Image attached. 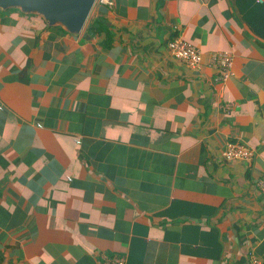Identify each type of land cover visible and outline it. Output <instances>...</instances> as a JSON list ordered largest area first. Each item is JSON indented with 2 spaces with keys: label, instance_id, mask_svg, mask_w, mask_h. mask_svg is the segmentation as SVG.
Wrapping results in <instances>:
<instances>
[{
  "label": "crops",
  "instance_id": "1",
  "mask_svg": "<svg viewBox=\"0 0 264 264\" xmlns=\"http://www.w3.org/2000/svg\"><path fill=\"white\" fill-rule=\"evenodd\" d=\"M113 2L0 9V264H264V0Z\"/></svg>",
  "mask_w": 264,
  "mask_h": 264
},
{
  "label": "built area",
  "instance_id": "2",
  "mask_svg": "<svg viewBox=\"0 0 264 264\" xmlns=\"http://www.w3.org/2000/svg\"><path fill=\"white\" fill-rule=\"evenodd\" d=\"M98 2L109 8L114 6L113 0H98ZM168 47L174 59L186 64L192 69L201 67L203 61L201 51L183 37H175L169 42ZM209 66L218 70V81L227 82L235 75L233 56L228 52L214 53L209 60ZM233 106V104H228L227 110H231ZM223 156L229 162L241 161L249 163L253 159L254 153L243 145L229 143ZM260 186L264 188V180L261 181ZM104 260L106 264H126L125 257L105 256Z\"/></svg>",
  "mask_w": 264,
  "mask_h": 264
},
{
  "label": "water",
  "instance_id": "3",
  "mask_svg": "<svg viewBox=\"0 0 264 264\" xmlns=\"http://www.w3.org/2000/svg\"><path fill=\"white\" fill-rule=\"evenodd\" d=\"M96 0H0V9H18L41 16L50 26H61L71 34L84 27Z\"/></svg>",
  "mask_w": 264,
  "mask_h": 264
},
{
  "label": "clouds",
  "instance_id": "4",
  "mask_svg": "<svg viewBox=\"0 0 264 264\" xmlns=\"http://www.w3.org/2000/svg\"><path fill=\"white\" fill-rule=\"evenodd\" d=\"M98 2V0H96Z\"/></svg>",
  "mask_w": 264,
  "mask_h": 264
}]
</instances>
